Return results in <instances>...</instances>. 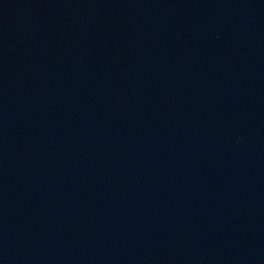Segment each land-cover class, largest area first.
Returning a JSON list of instances; mask_svg holds the SVG:
<instances>
[{
  "label": "water",
  "instance_id": "95a60500",
  "mask_svg": "<svg viewBox=\"0 0 264 264\" xmlns=\"http://www.w3.org/2000/svg\"><path fill=\"white\" fill-rule=\"evenodd\" d=\"M0 264H264V0H0Z\"/></svg>",
  "mask_w": 264,
  "mask_h": 264
}]
</instances>
